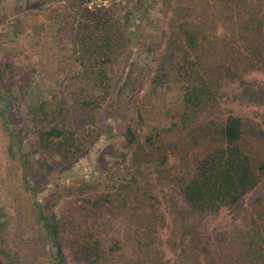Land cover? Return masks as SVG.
Instances as JSON below:
<instances>
[{"label": "rangeland", "instance_id": "obj_1", "mask_svg": "<svg viewBox=\"0 0 264 264\" xmlns=\"http://www.w3.org/2000/svg\"><path fill=\"white\" fill-rule=\"evenodd\" d=\"M200 2L151 1L103 97L74 62L65 0H0L1 262L52 264L56 242L65 264H264V26L204 31L212 99L185 125L188 82L167 62L165 32L187 3L199 21ZM240 7L264 21V0ZM227 67L235 73L221 78ZM91 99L93 109L83 107ZM228 114L243 120L239 145L259 182L233 206L193 213L179 185L221 143ZM50 125L66 134L48 144L39 136ZM127 128L138 144L127 145Z\"/></svg>", "mask_w": 264, "mask_h": 264}, {"label": "trees", "instance_id": "obj_2", "mask_svg": "<svg viewBox=\"0 0 264 264\" xmlns=\"http://www.w3.org/2000/svg\"><path fill=\"white\" fill-rule=\"evenodd\" d=\"M151 1L155 0H65V9L72 14L76 24L72 29L76 36L73 37L74 62L81 68L82 78L91 84L92 89H98L99 95L104 97L105 89L111 86V67L121 56L127 55L128 59L131 57L136 46L134 31L149 17ZM204 2H200L203 14L199 21H191L189 12L195 7L191 5L192 2L187 3L180 10L185 16L170 19L165 32L168 40L165 47L166 59H169L167 62L174 60L177 71H182L188 82L182 97L185 125L192 116H198L212 99L209 86L201 77V72L205 73L207 69L202 54L207 35H216L220 26L230 29L232 33H245L246 30L253 32L257 28L259 34L264 26L263 18L257 20L255 14L251 17V13L249 15L240 7L244 0H213L211 8H206ZM216 13L223 18V25L214 21ZM255 51L258 52L259 48ZM209 69L212 71L213 68ZM233 73L227 67L221 78L229 79ZM95 101H84L83 107L91 110ZM216 130L221 143L205 152L196 161L194 171L187 177V181L179 185L181 199L193 213H211L220 207L233 206L259 182L260 173L255 171L250 156L239 145L243 136V120L228 114ZM65 134V126L50 125L47 131L40 130L39 137L49 144L53 142L51 140H57ZM125 141L127 145L140 142L139 136L130 128L126 130ZM263 170L264 165L260 172ZM53 248L52 264H65L61 246L55 242ZM0 264L5 263L0 261ZM88 264L92 263L88 261Z\"/></svg>", "mask_w": 264, "mask_h": 264}]
</instances>
